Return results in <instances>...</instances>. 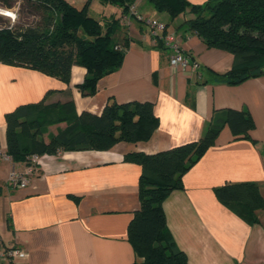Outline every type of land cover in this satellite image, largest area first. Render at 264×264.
<instances>
[{"label": "crops", "instance_id": "crops-1", "mask_svg": "<svg viewBox=\"0 0 264 264\" xmlns=\"http://www.w3.org/2000/svg\"><path fill=\"white\" fill-rule=\"evenodd\" d=\"M134 7L136 14H130L126 24L117 5L97 13L121 20L114 42L127 48L122 66L100 80L93 97L82 96L78 89L87 75L84 67L73 66L66 84L35 70L0 63V152L7 151L5 114L44 98L46 103L73 101L79 115L84 111L101 115L110 99L151 102L160 122L144 143L44 155L40 165L0 159V264H143L128 239L129 224L140 209L141 167L124 162V156L156 154L198 141L216 112L224 109L251 114L255 129L250 136L255 143L235 139L224 128L184 176V188L164 201L167 228L189 264H264V208L257 211L260 223L250 225L215 194L227 183H246L258 185L264 198V76L238 86L219 82L208 71H230L234 57L208 49L180 27L194 18L189 10L172 21L149 0H137ZM148 20L167 26V34L190 58L188 66L170 65L168 52L153 40ZM64 127H50L49 133ZM14 167L30 172L27 187L12 190L7 185ZM10 246L26 257L5 259L3 249Z\"/></svg>", "mask_w": 264, "mask_h": 264}, {"label": "trees", "instance_id": "trees-1", "mask_svg": "<svg viewBox=\"0 0 264 264\" xmlns=\"http://www.w3.org/2000/svg\"><path fill=\"white\" fill-rule=\"evenodd\" d=\"M93 1L83 0L78 6L69 0H0L7 9L20 2V14L28 18L16 24L0 20V63L35 70L66 84L70 83L73 66L84 67L87 75L78 89L84 97L95 96L100 80L122 66L127 47L114 42L121 20L101 18L91 11ZM97 1L103 7L119 6L126 16L137 0ZM149 1L172 21L189 10L194 18L180 27L195 34L208 49L234 57L230 71H208L219 82L238 86L264 76V0H208L203 5H191L187 0ZM158 46L163 48V42ZM5 121V153L15 164L32 163L33 156L108 151L122 142H148L160 123L151 102L118 103L110 99L101 115L86 111L79 115L73 101L46 103V98L8 112ZM61 124L65 127L56 134L49 133L50 127ZM226 127L235 139L255 143L250 136L255 129L251 114L224 109L216 112L198 141L156 154L129 152L124 156V162L141 167L140 209L129 224L128 239L143 264H189L168 231L163 203L171 193L184 188V176ZM215 194L248 224L260 223L257 211L264 208V198L258 185L227 183L216 188Z\"/></svg>", "mask_w": 264, "mask_h": 264}, {"label": "built area", "instance_id": "built-area-1", "mask_svg": "<svg viewBox=\"0 0 264 264\" xmlns=\"http://www.w3.org/2000/svg\"><path fill=\"white\" fill-rule=\"evenodd\" d=\"M136 14L134 5L130 8V14ZM129 15H126L122 19V23L126 24ZM147 25L150 29L151 35L155 44H159L160 41L163 42V48L168 52V58L170 65L173 67L182 66L186 67L190 64V58L183 52L182 46L180 42L173 36L164 34L166 31V25L156 20H148ZM117 50H121V47H116ZM193 67L198 69V65L194 64ZM0 159L3 161H10L12 159L6 153L0 152ZM31 162L33 164L40 165L41 164V157L40 156H33L31 158ZM30 173V172H29ZM29 173L21 172L15 167L10 172V175L7 180V185L12 190H18L27 187L29 183L28 175ZM2 246L0 243V250ZM3 257L8 260H14L18 258H25L26 255L21 249H18L15 246H10L3 249Z\"/></svg>", "mask_w": 264, "mask_h": 264}, {"label": "rangeland", "instance_id": "rangeland-1", "mask_svg": "<svg viewBox=\"0 0 264 264\" xmlns=\"http://www.w3.org/2000/svg\"><path fill=\"white\" fill-rule=\"evenodd\" d=\"M69 1L78 5V6L83 3V0H69ZM0 8L7 9V8L2 7L1 5H0ZM17 8H18V12L16 13L17 19H16L15 23L12 22L11 18L5 17L3 15H0L1 22L11 23V24H16L17 22H19V23L27 22L28 18L24 17L23 14L22 15L20 14V13H22V11H21V6L18 3L14 6V8L7 9V10H12L15 12ZM103 9H104V7L97 0L93 1L92 6H91V11H93L95 13H100ZM29 18H32V17H29Z\"/></svg>", "mask_w": 264, "mask_h": 264}, {"label": "clouds", "instance_id": "clouds-1", "mask_svg": "<svg viewBox=\"0 0 264 264\" xmlns=\"http://www.w3.org/2000/svg\"><path fill=\"white\" fill-rule=\"evenodd\" d=\"M18 12V8L16 9V11H12V10H7V9H2L0 8V15H3L5 17H9L11 18L12 22L15 23L16 19H17V13Z\"/></svg>", "mask_w": 264, "mask_h": 264}]
</instances>
